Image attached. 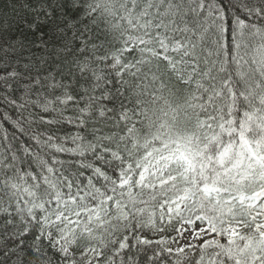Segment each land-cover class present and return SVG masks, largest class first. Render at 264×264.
I'll list each match as a JSON object with an SVG mask.
<instances>
[{
	"label": "snow or ice",
	"instance_id": "obj_1",
	"mask_svg": "<svg viewBox=\"0 0 264 264\" xmlns=\"http://www.w3.org/2000/svg\"><path fill=\"white\" fill-rule=\"evenodd\" d=\"M0 264H264V0H0Z\"/></svg>",
	"mask_w": 264,
	"mask_h": 264
},
{
	"label": "trees",
	"instance_id": "obj_2",
	"mask_svg": "<svg viewBox=\"0 0 264 264\" xmlns=\"http://www.w3.org/2000/svg\"><path fill=\"white\" fill-rule=\"evenodd\" d=\"M0 110H3V109H2V108H0ZM0 123H3V124H5V126H6V127H8L10 131H12V129H11V127H10V125H8L6 122L0 121Z\"/></svg>",
	"mask_w": 264,
	"mask_h": 264
}]
</instances>
